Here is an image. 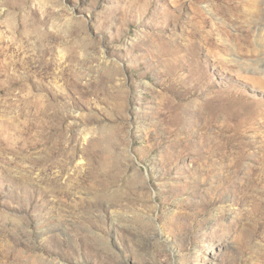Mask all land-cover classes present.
I'll use <instances>...</instances> for the list:
<instances>
[{
  "label": "rangeland",
  "instance_id": "1",
  "mask_svg": "<svg viewBox=\"0 0 264 264\" xmlns=\"http://www.w3.org/2000/svg\"><path fill=\"white\" fill-rule=\"evenodd\" d=\"M0 264H264V0H0Z\"/></svg>",
  "mask_w": 264,
  "mask_h": 264
}]
</instances>
